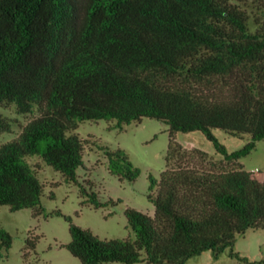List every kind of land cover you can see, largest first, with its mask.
Masks as SVG:
<instances>
[{"label": "trees", "instance_id": "1", "mask_svg": "<svg viewBox=\"0 0 264 264\" xmlns=\"http://www.w3.org/2000/svg\"><path fill=\"white\" fill-rule=\"evenodd\" d=\"M0 102L39 111L0 144V205L36 215L44 183L28 156L79 183L81 121L113 118L122 127L152 117L170 126L167 168L151 178L154 214L127 208L135 238L103 239L71 223L66 247L83 264H186L264 229V170L240 162L264 138V0H0ZM11 128L0 114V132ZM215 128L251 140L229 152ZM196 130L231 165L201 150L188 155L176 133ZM106 153L113 173L138 177L125 150ZM82 192L96 207L106 204L98 192ZM12 243L0 226V250Z\"/></svg>", "mask_w": 264, "mask_h": 264}, {"label": "rangeland", "instance_id": "2", "mask_svg": "<svg viewBox=\"0 0 264 264\" xmlns=\"http://www.w3.org/2000/svg\"><path fill=\"white\" fill-rule=\"evenodd\" d=\"M0 114L12 123L11 130L0 132L1 144L18 136L23 126L39 111L20 113L15 103L0 102ZM213 131L229 152L240 149L251 140L250 134L233 136L219 128ZM75 132L85 141L84 163L77 169L79 183L67 180L39 154L27 157L44 183L41 198L44 211L36 215L31 207L13 210L8 204L0 205V226L13 236L12 246L0 250V264H83L66 247L72 238L71 223L89 228L103 239L135 238L127 208L154 214L155 203L150 194L155 195L156 188L150 190L151 178L160 180L167 168L170 126L152 117H143L122 127L117 125L116 119L101 118L81 121ZM176 139L190 156H198L194 150H201L207 153V160L231 165L200 130L178 131ZM44 145L45 141L42 142ZM119 148L125 150L132 163L140 169L136 179L121 178L111 171L106 149L116 151ZM240 162L247 170H264V138L259 139L256 147ZM83 186L98 192V199L106 204L96 207L82 192ZM28 239H36L34 248H26ZM233 251L248 260L232 255ZM105 264L154 263L143 260L135 263L109 261ZM186 264H264V229H248L238 234L235 244L228 246L220 255L206 250L188 259Z\"/></svg>", "mask_w": 264, "mask_h": 264}]
</instances>
